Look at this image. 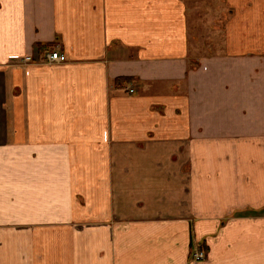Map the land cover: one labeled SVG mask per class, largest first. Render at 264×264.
<instances>
[{
  "label": "crops",
  "instance_id": "1",
  "mask_svg": "<svg viewBox=\"0 0 264 264\" xmlns=\"http://www.w3.org/2000/svg\"><path fill=\"white\" fill-rule=\"evenodd\" d=\"M211 5L0 0V264H264V0Z\"/></svg>",
  "mask_w": 264,
  "mask_h": 264
},
{
  "label": "built area",
  "instance_id": "2",
  "mask_svg": "<svg viewBox=\"0 0 264 264\" xmlns=\"http://www.w3.org/2000/svg\"><path fill=\"white\" fill-rule=\"evenodd\" d=\"M47 59L49 62H62V55L59 52H52L47 54ZM195 260H203L206 258V252L202 249H197L194 254Z\"/></svg>",
  "mask_w": 264,
  "mask_h": 264
},
{
  "label": "rangeland",
  "instance_id": "3",
  "mask_svg": "<svg viewBox=\"0 0 264 264\" xmlns=\"http://www.w3.org/2000/svg\"><path fill=\"white\" fill-rule=\"evenodd\" d=\"M213 0H189V5H190V9L191 11L193 10V7H201V6H205L206 10H210V8H213L214 6L211 5V2ZM222 1V0H221ZM222 4V3H221ZM214 5V3H213ZM197 9V8H196ZM205 14H209V11L206 12ZM198 16V15H197ZM192 18L196 19L195 14L192 15Z\"/></svg>",
  "mask_w": 264,
  "mask_h": 264
},
{
  "label": "trees",
  "instance_id": "4",
  "mask_svg": "<svg viewBox=\"0 0 264 264\" xmlns=\"http://www.w3.org/2000/svg\"><path fill=\"white\" fill-rule=\"evenodd\" d=\"M49 45L50 44H38L37 45L38 52H44L45 50H47ZM129 80H131V78H118V79H116V84L120 85V84H122L126 81H129Z\"/></svg>",
  "mask_w": 264,
  "mask_h": 264
}]
</instances>
